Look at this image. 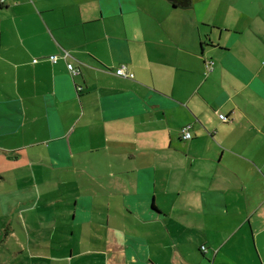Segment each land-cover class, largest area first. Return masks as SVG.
<instances>
[{
	"label": "crops",
	"instance_id": "1",
	"mask_svg": "<svg viewBox=\"0 0 264 264\" xmlns=\"http://www.w3.org/2000/svg\"><path fill=\"white\" fill-rule=\"evenodd\" d=\"M4 5L21 6L16 37L0 27V179L18 169L7 181L37 189L4 229L19 251L49 264H264V0Z\"/></svg>",
	"mask_w": 264,
	"mask_h": 264
},
{
	"label": "rangeland",
	"instance_id": "2",
	"mask_svg": "<svg viewBox=\"0 0 264 264\" xmlns=\"http://www.w3.org/2000/svg\"><path fill=\"white\" fill-rule=\"evenodd\" d=\"M6 1L9 5L12 1L17 0ZM20 6L14 9L10 8L8 12L7 10L0 12V27L3 29L4 39H7L8 37H16L14 31L16 30ZM235 50L237 51V47ZM167 152L173 155L183 153L182 150ZM4 156L7 157L6 155ZM7 167L10 166L0 164V171L8 169ZM28 168L31 169L32 166H28ZM22 176H24V173L19 172L18 169L15 173L6 174L7 180H21L23 179L20 178ZM7 180L0 179V264H49L47 260L36 257L37 255L40 257H48L46 256L48 252L37 250V248L27 249V245L23 247V249H25L23 252L19 251L14 245L12 239L6 237L4 229L8 224L13 228H18V220L22 222L19 215L21 212H16L18 203L29 199L32 201L37 192V189L31 188L28 183L17 181L10 184ZM29 214H31V212ZM26 215L27 212L23 214L25 219ZM59 264H69V262L65 260Z\"/></svg>",
	"mask_w": 264,
	"mask_h": 264
},
{
	"label": "trees",
	"instance_id": "3",
	"mask_svg": "<svg viewBox=\"0 0 264 264\" xmlns=\"http://www.w3.org/2000/svg\"><path fill=\"white\" fill-rule=\"evenodd\" d=\"M172 5H173V7H175V8H189V7H191L192 6V4H193V0H168ZM5 4V0H0V9H7V8H9V6H7V5H4ZM209 61H213V59L211 58V59H209V60H206L205 61V66H206V70H207V74L209 73V72H211V71H213L214 70V66H213V64H214V62H213V64H212V69L209 67ZM120 65H122V64H120ZM119 65V66H120ZM75 67V66H74ZM76 68V67H75ZM77 70H78V74H80V70L77 68ZM130 70V69H129ZM131 71V70H130ZM132 72V71H131ZM133 73V72H132ZM78 74H73V75H78ZM134 74V73H133ZM119 77V76H118ZM122 78H128V79H133L132 77H122ZM76 85V84H75ZM76 88H77V93L78 94H80V92L82 91V89H83V86H80V85H76ZM221 115H225V117H226V119H222L220 116ZM218 117L220 118V120L221 121H223V122H225V123H230V122H232L233 120L231 119V117L230 116H227L226 114H224V113H218ZM187 126H189V132H190V134H191V137H190V139H187V140H191L192 138H193V135H192V133H191V125L189 124V125H186V126H183L182 128H181V136H182V138H183V135H182V133H183V129L185 128V127H187ZM184 139V138H183ZM155 206V205H154ZM205 248H204V246H203V250H204Z\"/></svg>",
	"mask_w": 264,
	"mask_h": 264
},
{
	"label": "built area",
	"instance_id": "4",
	"mask_svg": "<svg viewBox=\"0 0 264 264\" xmlns=\"http://www.w3.org/2000/svg\"><path fill=\"white\" fill-rule=\"evenodd\" d=\"M68 55V53L65 54V57ZM53 62L57 61L58 56L54 55L51 57ZM212 64L213 61H209V67L212 69ZM68 69L73 73V74H78V70L77 68L74 67V65L72 63H68ZM115 74L119 77H134V74L129 70L127 64H122L118 67L115 68ZM222 119H226L225 115H221L220 116ZM189 130V126L185 127L183 129V138L185 140L190 139L191 134L188 131Z\"/></svg>",
	"mask_w": 264,
	"mask_h": 264
}]
</instances>
